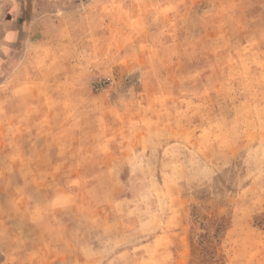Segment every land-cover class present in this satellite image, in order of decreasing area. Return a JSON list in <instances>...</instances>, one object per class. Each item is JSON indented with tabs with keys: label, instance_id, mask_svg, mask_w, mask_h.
<instances>
[{
	"label": "rangeland",
	"instance_id": "rangeland-1",
	"mask_svg": "<svg viewBox=\"0 0 264 264\" xmlns=\"http://www.w3.org/2000/svg\"><path fill=\"white\" fill-rule=\"evenodd\" d=\"M14 4L0 264H264V0Z\"/></svg>",
	"mask_w": 264,
	"mask_h": 264
},
{
	"label": "crops",
	"instance_id": "crops-1",
	"mask_svg": "<svg viewBox=\"0 0 264 264\" xmlns=\"http://www.w3.org/2000/svg\"><path fill=\"white\" fill-rule=\"evenodd\" d=\"M15 2L16 0H11L12 3L11 11H10L11 14L9 16V20L8 21L3 20L0 22V39L1 37H3L2 40H0V62L3 60V57L5 56V52H3L2 50L3 49L7 50L10 46H12V44L18 37V32H16V30H18L16 26V20L19 9H18V5L14 4ZM3 3L4 2L0 0V16H2V11L4 8ZM20 29H22V26Z\"/></svg>",
	"mask_w": 264,
	"mask_h": 264
}]
</instances>
